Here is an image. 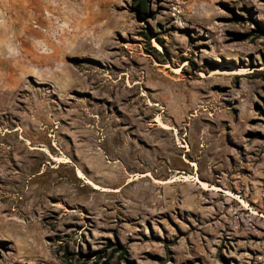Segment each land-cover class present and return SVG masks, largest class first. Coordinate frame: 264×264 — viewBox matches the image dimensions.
I'll list each match as a JSON object with an SVG mask.
<instances>
[{
	"label": "rangeland",
	"instance_id": "rangeland-1",
	"mask_svg": "<svg viewBox=\"0 0 264 264\" xmlns=\"http://www.w3.org/2000/svg\"><path fill=\"white\" fill-rule=\"evenodd\" d=\"M4 19L0 264H264V0H0ZM186 159L247 206L128 181L196 174Z\"/></svg>",
	"mask_w": 264,
	"mask_h": 264
},
{
	"label": "bare ground",
	"instance_id": "bare-ground-1",
	"mask_svg": "<svg viewBox=\"0 0 264 264\" xmlns=\"http://www.w3.org/2000/svg\"><path fill=\"white\" fill-rule=\"evenodd\" d=\"M39 8V7H38ZM42 9V8H40ZM45 18V17H44ZM86 20V19H85ZM48 21V20H47ZM37 21H35L36 23ZM13 24V23H12ZM36 26H38L36 24ZM52 30L56 31L58 28H54V26H52V24L49 25ZM39 27V26H38ZM64 29V28H63ZM22 31H25V33L21 32V31H18V33L15 34V38H20L22 40V42L24 44H28L29 46H31L32 48L35 47L36 45V40L34 39V37H39V34L41 33L37 27H33V26H30L28 25L27 27L25 28H22ZM10 32H11V19H4L3 21H0V64L4 61H7L9 59H7L6 57L3 58L4 56H6V53L8 52V49L10 48L11 50V35H10ZM53 33V32H52ZM64 34H69L68 31H65L63 32ZM43 35H45V42H49L48 44H50L51 46L55 47V48H58V44L54 43V42H51L49 40V35L45 32V33H42ZM71 38L73 40H78V36L76 35H71ZM43 38H40L43 40ZM53 40V39H52ZM59 43V42H58ZM39 46V45H38ZM67 46V45H66ZM60 49V48H59ZM57 53V51L55 52ZM9 62V61H8ZM4 80V79H3ZM2 80V81H3ZM6 81V80H5ZM3 81V83H0V99L4 100V99H7V97L10 95L11 93V84L7 82ZM150 105L152 106H157L159 105L157 102H152L150 101L149 102ZM155 121L158 123V125H160V127H162V129H165V130H175L176 131V142L178 144L181 143V147H187L188 145L186 144H183V141L180 140V137H179V132H177V127H173L171 125H169L168 123H166L162 117L160 116H157L155 118ZM22 128L19 127L13 131H18V130H21ZM7 132L11 133L12 131L10 130H7ZM23 135V134H22ZM20 136L19 139L21 140H25L26 141V145H28L29 149L33 152H37L39 153L40 155L42 156H46L48 155L51 159H53L57 164L56 166H60L61 164H65V163H72V159L67 156L63 150H60V153L61 155H55L53 153V151L48 148V147H39V146H34L32 144V142L29 140V139H26L25 137L23 136ZM23 144V143H22ZM25 146V144L23 145ZM25 148V147H24ZM27 148V147H26ZM191 148L189 147L187 149V151H190ZM29 151V150H28ZM26 155V154H25ZM186 162L188 163H191L193 166H196L197 167V173L196 174H185L183 175V179H178V178H171V179H168L166 181L164 180H159L157 179L153 172L151 171H147L145 173H134L130 178H129V182H132V181H135L137 179H140V178H146V177H151L155 180V182H160L162 184H167V183H175V182H178V181H182V182H190V181H196V183H199L200 184V187L204 190H218V191H224L226 193V195L240 201L242 203V205L244 206H247V202L242 198L240 197L239 195H236L235 193H233L232 191L230 190H227V189H223L222 187H218V186H212L211 184H209L208 182L202 180L199 172H198V169H199V166L196 162L194 161H190L188 159H186ZM187 173V172H186ZM77 175L78 177L80 178H83L85 179V182L89 185H91L93 188L95 189H99V190H102V191H118L119 189H112V188H109V187H106V186H102L101 184L97 183L96 181H94L93 179H91L90 177H88L85 172L81 169V168H77ZM194 179V180H193Z\"/></svg>",
	"mask_w": 264,
	"mask_h": 264
}]
</instances>
